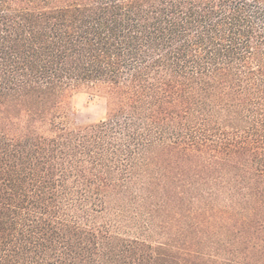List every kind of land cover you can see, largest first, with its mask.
Returning a JSON list of instances; mask_svg holds the SVG:
<instances>
[{
    "label": "trees",
    "instance_id": "obj_1",
    "mask_svg": "<svg viewBox=\"0 0 264 264\" xmlns=\"http://www.w3.org/2000/svg\"><path fill=\"white\" fill-rule=\"evenodd\" d=\"M0 264H264V0H0Z\"/></svg>",
    "mask_w": 264,
    "mask_h": 264
},
{
    "label": "rangeland",
    "instance_id": "obj_2",
    "mask_svg": "<svg viewBox=\"0 0 264 264\" xmlns=\"http://www.w3.org/2000/svg\"><path fill=\"white\" fill-rule=\"evenodd\" d=\"M74 108V120L77 126L96 124L106 118V100L100 95L80 93L74 98Z\"/></svg>",
    "mask_w": 264,
    "mask_h": 264
}]
</instances>
